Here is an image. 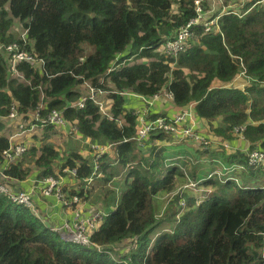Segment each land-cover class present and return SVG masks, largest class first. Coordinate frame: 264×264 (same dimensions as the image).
<instances>
[{
    "label": "trees",
    "instance_id": "trees-1",
    "mask_svg": "<svg viewBox=\"0 0 264 264\" xmlns=\"http://www.w3.org/2000/svg\"><path fill=\"white\" fill-rule=\"evenodd\" d=\"M195 1L0 0V171L8 176L0 175V182L19 193L61 178L65 200L76 196L85 203V219L113 206L101 222L86 226L88 241L80 244L52 230L74 216L60 203L53 210V196L34 212L0 194V264H264V164L247 158L255 149L264 153V0H222L229 13L218 18L219 31L191 25L182 51L161 54L159 47L196 17ZM201 6L211 8L209 2ZM220 7L203 19L214 18ZM14 20L29 43L13 33ZM11 43L43 61L19 62L23 81L13 76L4 49ZM84 82L106 92L110 117L88 99ZM164 91L172 102L152 118L192 104L196 131L235 149L218 154L154 131L139 146L135 99L128 94L148 98ZM12 104L19 113L14 120L7 118ZM40 105V118L56 110L75 125L77 140L111 145L96 160L101 176L90 183L102 185V205L93 206V186L86 182L99 151H60L49 138L52 126L43 128L38 146L28 144L22 158L5 167L9 134L26 127ZM178 144L191 151L192 188L178 161L167 157L165 147ZM217 157L222 176L196 178V167ZM215 169L221 166L205 170Z\"/></svg>",
    "mask_w": 264,
    "mask_h": 264
},
{
    "label": "built area",
    "instance_id": "built-area-1",
    "mask_svg": "<svg viewBox=\"0 0 264 264\" xmlns=\"http://www.w3.org/2000/svg\"><path fill=\"white\" fill-rule=\"evenodd\" d=\"M215 3V5H213ZM217 4L221 7L219 8L218 14L209 20L203 19L204 13L214 12L217 8ZM209 7L206 12H204L199 0L195 1V11L197 13L195 18L189 20V22L184 26L180 27L177 31L175 38L172 41H167L164 46L161 48L160 52L167 57H175L180 51L184 49V45L186 41L191 37L189 28L191 25H201L205 32H209L211 28L214 26L216 31H219V26L217 24L218 18L226 13L227 7L223 5L222 0H211L209 2ZM234 12V11H232ZM26 30H22L19 35V39L22 41L23 45L27 42L26 39ZM5 51L10 54L9 56V64L11 65V70L13 76L19 78L20 81H23V75L20 74L16 70V65L21 61H28L31 64H36L37 66H42L43 61L41 59L36 60L35 57L24 50L17 43H11L4 47ZM83 89L88 93V99H91L97 106L100 113L103 116L110 117V103L106 98V92L94 90L92 89L87 82H84ZM132 96L135 101L138 103H134L133 109L134 114H136L137 123L139 125L137 132V143L139 146H142L143 140L147 139L151 132H160L169 137L173 138L174 141H182V140H192L193 145L195 144L202 150H206V148L211 149L214 148V151H221L223 153L224 150H234L235 147H232L229 143H220L218 141H209L204 134L196 131L197 120L193 111L192 104L185 109H179L175 113L165 114L166 116H158L152 118V114L155 112H165L168 109V105L172 102V94L170 92L164 91L163 93H156L152 97H145L142 95L136 94H128ZM84 99L81 98L77 101V106L79 108L83 107ZM41 109V105L38 106L29 116L26 121V127L23 124H19L17 129L11 131L9 134V148L3 151L4 164L5 167L17 162L22 158L27 150V142H25L24 137L26 134L35 126L34 122H39L41 126L52 125L55 128L63 129L67 135L73 136L77 138V127L75 125H70L69 122L63 117L60 111L51 110L45 117L40 118L38 115V110ZM19 113L17 112V106L12 104L7 118L12 120L17 119ZM11 124H6V127H11ZM198 128V127H197ZM237 128H235V133L237 132ZM234 133V134H235ZM242 139V138H241ZM111 145H105L99 148L96 145L89 144L88 149H96L99 151V154H96L94 157V173L86 179L87 184H90L92 180L100 177V173L97 171V162L96 160L99 158V155L103 153H109ZM246 152V148L244 149ZM94 153V152H93ZM249 164L263 163L264 164V153L259 151L258 149L252 150L247 155ZM71 174H75V170L70 171ZM0 175L3 179H8L2 171H0ZM45 186L37 187L34 186L31 188L29 192H19L14 193L12 190L6 185L5 181L0 182V194H5L9 197L10 201L17 205H23L24 207L31 209L36 212L37 204L44 205V198L54 197L56 202L55 204H62L65 207L72 208L69 211H72L74 216L71 218V223L64 222L63 227L53 228V231L61 232V236L63 239L68 241L77 242L80 244H85L88 241V238L83 234L86 226L93 227V223L96 224L102 221L108 214V210L101 212L97 210L91 219L83 218L82 212L84 211V202H81L80 199L76 196L72 198L71 201L65 200L63 194L61 193V185L62 179H45L43 181ZM38 190V192H37ZM183 204V202H181ZM95 210V208L91 209ZM95 224V226H96ZM94 226V228H95ZM63 232L67 233V236L64 235ZM134 243H131V247ZM128 247V246H127ZM130 247H128L129 250ZM125 250L124 252H126Z\"/></svg>",
    "mask_w": 264,
    "mask_h": 264
},
{
    "label": "rangeland",
    "instance_id": "rangeland-1",
    "mask_svg": "<svg viewBox=\"0 0 264 264\" xmlns=\"http://www.w3.org/2000/svg\"><path fill=\"white\" fill-rule=\"evenodd\" d=\"M211 0H199V3H203V2H210ZM203 8V6H202ZM204 9V8H203ZM21 24L18 21L13 22V26H12V31L15 35L19 36L20 32H21ZM160 50V49H159ZM89 50H85L86 54ZM51 133H49V138L50 140L58 147V149L60 151L62 150H71L69 149V147H73L75 148V150H79L80 152H82L83 154H87L88 153V146H89V142L87 143L82 141V140H77L75 137H68L66 140L65 138L61 135L58 134L57 131H50ZM28 138V142L27 144H29V146L31 145H35L38 146L42 140H43V130H41L40 127L35 128L33 131L29 132L27 136L24 137V139ZM69 146V147H68ZM193 146H196L195 144ZM72 148V149H73ZM166 152H167V157L169 158H173L176 159L178 161V165L182 168L183 172L185 173V177L188 180L189 183V187L192 188L193 184L195 183L194 180H192V178L190 177V170H191V151L189 150H185L183 145H167L166 147ZM196 148V147H194ZM211 149H214L213 147H210ZM216 153L221 154V151H216ZM183 154H188L189 156H185ZM217 154V155H218ZM175 156H179V157H175ZM221 156V155H220ZM214 162V163H213ZM200 164V163H198ZM216 166H221L220 170H212L211 172H207L205 169L206 168H210V167H216ZM224 165L223 162L220 160V157H217V159H211V161H204L203 163H201L200 165H198L197 168V173H196V178H204V177H211L215 174H217V177L222 176L223 174V170H224ZM208 170V169H207ZM121 178V179H120ZM125 178V172L122 173L121 177H119L120 179V184H119V191H117V196L118 198L121 197V192L122 190L125 189V187L123 186V180ZM131 178H129L130 180ZM116 185H118L117 181ZM90 185V184H89ZM88 185V188L90 189L91 186H93V191H91L92 196H94V200L97 203L98 201H102L103 202V195L100 192L102 189H100V187H102V185H97V183H93L90 186ZM201 186L196 187L193 190H197L200 189ZM119 200V199H118ZM102 204V203H101ZM64 235L67 236L66 232H63ZM63 236V234H62ZM123 251L128 250V247L125 245L122 248Z\"/></svg>",
    "mask_w": 264,
    "mask_h": 264
},
{
    "label": "crops",
    "instance_id": "crops-1",
    "mask_svg": "<svg viewBox=\"0 0 264 264\" xmlns=\"http://www.w3.org/2000/svg\"><path fill=\"white\" fill-rule=\"evenodd\" d=\"M134 103H138V102H134ZM169 109H170V108H169ZM169 111H170V110H169ZM177 111H178V110H177ZM177 111H176V112H177ZM170 112H171V113H175V112L172 111V110H171ZM54 130H55V131H59V132H61L62 134H64V136H65V140H66L68 137H71V136L67 135L66 132H65L63 129H61V128H54ZM178 145H181V144H178ZM183 147H184V149H185L186 151L188 150V146H187V145H183ZM189 150H190V149H189ZM84 155H85V154H84ZM103 199H104V198H103ZM39 203H40V202H39ZM43 203H45L44 200H43ZM48 203L53 207V208H52L53 210L56 209V205H57V204H55V202L52 203V204H51V202H48ZM101 203H102V204L105 203L104 200H103V202H102V201H100V202L98 201L97 204H95V205H93V206H98V204H101ZM102 204H101V205H102ZM40 205H41V204H40ZM110 206L112 207V204H110Z\"/></svg>",
    "mask_w": 264,
    "mask_h": 264
},
{
    "label": "clouds",
    "instance_id": "clouds-1",
    "mask_svg": "<svg viewBox=\"0 0 264 264\" xmlns=\"http://www.w3.org/2000/svg\"><path fill=\"white\" fill-rule=\"evenodd\" d=\"M163 46H161V47H159V49L161 50V48H162ZM157 50V51H159L160 52V50ZM161 53V52H160ZM162 54V53H161ZM164 55V54H163ZM34 127L29 131V132H31V131H33L35 128H37V127H40L41 128V130H44L43 128L45 127V126H41L39 123H34ZM46 126H52V125H46ZM53 128H55L54 126H52ZM28 132V133H29ZM28 133L26 134V135H28ZM70 136V135H69ZM71 137H73V136H71ZM77 139V138H76ZM214 150V149H213ZM215 152V151H214ZM112 208H113V206H112ZM132 248V247H131Z\"/></svg>",
    "mask_w": 264,
    "mask_h": 264
},
{
    "label": "bare ground",
    "instance_id": "bare-ground-1",
    "mask_svg": "<svg viewBox=\"0 0 264 264\" xmlns=\"http://www.w3.org/2000/svg\"><path fill=\"white\" fill-rule=\"evenodd\" d=\"M125 254V253H124Z\"/></svg>",
    "mask_w": 264,
    "mask_h": 264
}]
</instances>
